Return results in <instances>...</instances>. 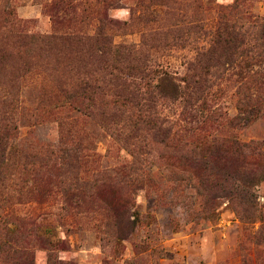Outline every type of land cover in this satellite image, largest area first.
I'll return each mask as SVG.
<instances>
[{
  "label": "rangeland",
  "instance_id": "rangeland-1",
  "mask_svg": "<svg viewBox=\"0 0 264 264\" xmlns=\"http://www.w3.org/2000/svg\"><path fill=\"white\" fill-rule=\"evenodd\" d=\"M262 71L264 0H0V264H264V180L206 152L264 148L230 126ZM150 93L181 154L128 122Z\"/></svg>",
  "mask_w": 264,
  "mask_h": 264
},
{
  "label": "trees",
  "instance_id": "trees-1",
  "mask_svg": "<svg viewBox=\"0 0 264 264\" xmlns=\"http://www.w3.org/2000/svg\"><path fill=\"white\" fill-rule=\"evenodd\" d=\"M252 77L264 80V71L254 72L251 78ZM191 83L193 84V92L190 96V101L194 100L197 104L207 94L206 90L210 88L205 84V80H201L198 77L193 79ZM263 86L262 82L255 83L253 89L255 92H263ZM249 90L245 87H241L240 91H238L239 98L236 105L237 115L235 119L230 120V126L233 128H235L237 124L247 125L251 123L258 118L262 111H264L263 100L256 97L257 95L255 97H253V95L251 96ZM158 102L159 101L156 100L153 93H150L146 101L137 102L133 105V108L136 109L139 114L131 115L128 118V122L131 123L130 125H139L140 127L138 130L143 129L141 126L146 127L147 131L151 133V138L159 143L164 151H168L172 154L171 151L174 152L175 150L177 154H181L185 149V145L183 143L175 145L170 143L172 141L171 130L164 127L163 120L160 119L156 112ZM131 103L132 102L127 100L125 105ZM133 117H135V120H133ZM170 144L174 150L170 147ZM208 144L209 146L206 152L209 153L210 158L212 157L211 159L216 165H221V170H224L226 174L230 173L227 168L230 170L234 169V174L240 177H244L246 173H248L249 175L246 176V182L249 183L250 186L256 185L258 182L264 180V148L262 145H246L238 141L235 137L214 138ZM203 158L204 156L201 154L200 158L197 160V162L200 163L201 170L205 172L210 171L212 169V167H209L210 158L208 156ZM240 201L246 203L249 208L253 209L254 214L258 213L256 198L253 193L247 192L241 195Z\"/></svg>",
  "mask_w": 264,
  "mask_h": 264
}]
</instances>
